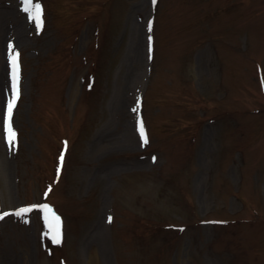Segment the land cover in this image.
I'll list each match as a JSON object with an SVG mask.
<instances>
[{"label":"rangeland","instance_id":"obj_1","mask_svg":"<svg viewBox=\"0 0 264 264\" xmlns=\"http://www.w3.org/2000/svg\"><path fill=\"white\" fill-rule=\"evenodd\" d=\"M45 2L0 0V264H264V0Z\"/></svg>","mask_w":264,"mask_h":264},{"label":"snow or ice","instance_id":"obj_2","mask_svg":"<svg viewBox=\"0 0 264 264\" xmlns=\"http://www.w3.org/2000/svg\"><path fill=\"white\" fill-rule=\"evenodd\" d=\"M24 4L23 11L28 15L30 21L35 23L37 30H42L43 27V8L42 5L39 3H34V0H22ZM152 3L155 4L156 0H152ZM148 30L151 32L152 25L149 23ZM151 41V37L149 38ZM151 50V49H150ZM18 53L13 54V46L9 45V60L12 66V98L7 102V109L4 118V131L6 133V142L9 145V149L11 150L15 145L16 133L12 128L11 125V117L13 113V109L15 107L16 101L19 98V64H18ZM139 133L142 140L143 145H147L149 140L145 134L143 123H139ZM63 156L60 157V163L63 164ZM41 211H45L47 213H51V209L45 206L44 208L40 209ZM30 211L31 208H21L15 213H4L0 215V219H4L7 215H15L20 218H24ZM46 218H48L46 216ZM111 218H109L110 222ZM50 225V232L52 233V240L54 243L59 244L61 242V234H60V227H59V218L52 215L49 220ZM183 229H181L182 231Z\"/></svg>","mask_w":264,"mask_h":264}]
</instances>
